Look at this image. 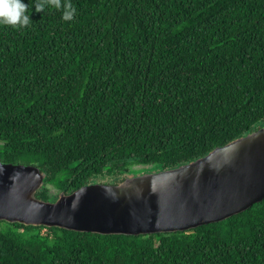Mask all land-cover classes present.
Here are the masks:
<instances>
[{
  "label": "trees",
  "instance_id": "16d2710c",
  "mask_svg": "<svg viewBox=\"0 0 264 264\" xmlns=\"http://www.w3.org/2000/svg\"><path fill=\"white\" fill-rule=\"evenodd\" d=\"M0 25V161L36 195L176 168L264 126V0H68ZM141 174V173H140ZM0 264H264V199L177 232L0 221Z\"/></svg>",
  "mask_w": 264,
  "mask_h": 264
},
{
  "label": "water",
  "instance_id": "95a60500",
  "mask_svg": "<svg viewBox=\"0 0 264 264\" xmlns=\"http://www.w3.org/2000/svg\"><path fill=\"white\" fill-rule=\"evenodd\" d=\"M45 173L0 161V221L102 235L185 231L264 199V126L176 168L91 183L56 200L36 193Z\"/></svg>",
  "mask_w": 264,
  "mask_h": 264
},
{
  "label": "clouds",
  "instance_id": "9594fccd",
  "mask_svg": "<svg viewBox=\"0 0 264 264\" xmlns=\"http://www.w3.org/2000/svg\"><path fill=\"white\" fill-rule=\"evenodd\" d=\"M63 9L62 19L71 21L74 18L75 9L68 0H35L33 8L36 12L44 9ZM29 4L24 0H0V25L23 29L31 23L28 15Z\"/></svg>",
  "mask_w": 264,
  "mask_h": 264
},
{
  "label": "rangeland",
  "instance_id": "374dc122",
  "mask_svg": "<svg viewBox=\"0 0 264 264\" xmlns=\"http://www.w3.org/2000/svg\"><path fill=\"white\" fill-rule=\"evenodd\" d=\"M262 127H263V126H262ZM260 128H261V127H260ZM140 173H143V172H133V173H131V174H129V175H130V176H133V175H139ZM122 179H123V178H122ZM122 179H116V180H117L116 182L121 181ZM109 180H110L109 177H105V176H104V177H100V178H98V179L96 180V182H97V183H113V182H110ZM96 182H95V183H96ZM116 182H115V183H116ZM52 191H53V195H54V196H53L54 198H53L52 200H56V198L59 196V193H60V192H59V191H55V190H53V189H52Z\"/></svg>",
  "mask_w": 264,
  "mask_h": 264
}]
</instances>
